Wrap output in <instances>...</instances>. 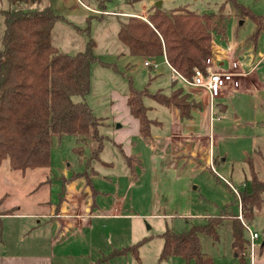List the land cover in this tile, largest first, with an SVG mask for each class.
<instances>
[{
    "label": "rangeland",
    "instance_id": "1",
    "mask_svg": "<svg viewBox=\"0 0 264 264\" xmlns=\"http://www.w3.org/2000/svg\"><path fill=\"white\" fill-rule=\"evenodd\" d=\"M158 3L165 10L186 7L199 13H226L224 35H227L231 48H237L236 59L232 60L243 59L244 50L248 51L246 45L250 49H255L256 54L261 52L264 55V30L255 39L253 36L257 30L256 23L242 10L244 7L260 17L264 26V0H47L51 9L64 18L56 22L51 33V41L62 52L84 50L90 38L94 41L92 51L96 58L89 66V87L84 99L94 116L105 118L104 120L111 124L98 127L99 133L105 135L99 157L113 163L111 168L98 165L100 172L93 177L92 201L96 205L95 212L99 208H103L100 212H108L113 204L118 208L121 206L122 214H126L127 217L126 241L128 240L129 244L135 241L136 237L157 235L141 248L140 255L144 264L155 263L156 244L163 242L159 235L166 228L180 232L205 224L208 219L210 220V215H217L220 212L233 214L234 217L223 218L216 224L215 235L205 232L198 234L200 251L212 257L215 262L218 260L220 264H224L221 255L231 249L234 221L243 228L247 237L249 233L247 234L245 225L258 233L260 239L255 247L261 245L259 243L261 240L264 246V195L259 200L261 208L256 210L255 206L250 219H247L241 207L242 192L251 189L252 170L259 179H264V87L254 95H237L232 100L216 99L215 115L220 116V119L212 122L213 141L210 137H195L183 142L188 144L187 148L185 146L176 148L169 139L175 122L173 109L178 111V115L179 109L169 108L148 95L143 96V103L149 107L148 115L156 118L159 124L151 125L152 140L140 136L130 138L132 142L129 145L134 147V154H139L146 160L157 154L162 159L164 167L171 171H176L179 167L176 157L192 155L199 168L195 170L194 176L187 173L185 167L183 175L189 183L188 189L184 192H168L166 189L156 191L151 186L150 171L145 169L143 174L140 167H136L135 175L131 176L129 170H126L124 155L113 141L115 138L125 139L122 128L130 127L126 120L130 114L124 100L129 88V79L137 90L146 89L151 94L158 91L169 93L172 76L169 68L163 64L162 58L131 55L127 47L118 41L116 33L119 21L127 15L126 13L146 12L142 15L146 17ZM8 8V0H0V48L5 28L2 11ZM215 38L216 35H213L212 52L208 55L214 58ZM144 59L158 62L160 71L155 73L145 68ZM252 61H255V57ZM262 61L260 71L264 72V58ZM174 82L172 91L175 93L172 96L182 89L179 83ZM185 93L189 95L188 99H191L190 94L182 89L173 101L180 103ZM73 99L81 100V97L73 96ZM221 102L227 108L223 112L218 109ZM193 113L192 120H186L182 130L188 131V135H195L197 132L207 135L209 131L204 120L203 105L197 107ZM123 122L126 123L124 127L121 125ZM76 145L72 135L61 139L53 137L50 165L28 169L25 172L10 169L7 159L2 161L0 250L25 252L24 249L28 245L43 243L56 254L61 250L76 252L74 245L59 249L62 243L67 244L71 241L73 237L70 234L73 231L66 234H60L57 229L54 231L51 225L54 226L55 222L50 214L51 204H57L62 195L64 170L69 169L71 172L79 168L83 171L89 163L91 166L97 165L95 160L84 158L90 156L92 142L85 146L84 157H79L80 154L74 149ZM175 150H178L179 154ZM207 159L208 165L205 164ZM146 165L149 166V162ZM72 175L73 172L69 177ZM216 175L228 184V187ZM89 176L91 178L92 174L89 173ZM135 177L141 181H136L132 186L130 184ZM138 249L140 250V247ZM247 251L251 254L249 246ZM94 254L95 248L92 250V255ZM55 260L60 263L58 257ZM88 261V257L74 255L63 263L87 264Z\"/></svg>",
    "mask_w": 264,
    "mask_h": 264
},
{
    "label": "trees",
    "instance_id": "2",
    "mask_svg": "<svg viewBox=\"0 0 264 264\" xmlns=\"http://www.w3.org/2000/svg\"><path fill=\"white\" fill-rule=\"evenodd\" d=\"M8 2L9 8L2 11L5 28L0 48V164L7 159L10 169L22 172L48 167L53 137L61 139L68 135L74 136L78 154L92 142L88 159L105 163L99 157L104 136L98 131L104 118L94 116L84 99L89 87V66L96 58L92 51L94 41L90 38L86 48L73 55L62 52L52 44L51 33L56 22L64 18L51 9L47 0ZM242 10L256 23L253 36L256 39L264 30L262 21L244 7ZM225 32L226 13H199L186 7L165 10L156 5L146 17L123 16L116 37L131 55L154 59L165 55L175 69L190 77L193 68L202 67L203 60L212 52V36H223ZM182 89L174 96L175 91L151 94L146 89H135L129 79L126 102L130 114L138 119L141 136L150 138L151 125L156 122L148 116L143 96L179 109L181 120L191 117L192 108L200 107V102L188 99L187 93L180 103L174 102ZM73 96L81 100H74ZM125 159L131 167L130 157ZM262 195L264 179H259L252 170L251 189L241 196L247 219L252 217L255 206L256 210L261 208ZM60 201L61 197L58 204ZM229 215L223 212L210 215L205 224L180 232L166 228L160 234L163 240L160 260L180 256L185 261L193 260L194 264H216L200 251L198 234L215 235L214 228L221 219L235 216ZM239 226L236 221L232 224L231 247L239 263L246 264L248 238ZM148 238L114 249L104 258L129 252L138 259V248Z\"/></svg>",
    "mask_w": 264,
    "mask_h": 264
},
{
    "label": "crops",
    "instance_id": "3",
    "mask_svg": "<svg viewBox=\"0 0 264 264\" xmlns=\"http://www.w3.org/2000/svg\"><path fill=\"white\" fill-rule=\"evenodd\" d=\"M126 14L127 15L128 14L139 15L143 17L142 15H145L146 12L126 13ZM215 40H216L215 41L216 43L214 46L216 47L215 48L216 56L218 58L236 59L235 54L237 52V48L235 49L231 48L232 45L230 41L227 39V35H224V36L216 35ZM246 48L248 49V51L244 50L242 54L243 59L239 61L240 67L246 72V74L240 77V86L238 90L232 93L231 95H228L225 97L221 96L216 99L221 98V99L232 100L237 95L239 96L240 95H248V96L254 95L256 92H258V90L264 87V72L260 71V67L263 64L262 59L264 58V55L261 52H258L256 54L255 49H253L252 47H251L252 49H250L249 47H247V45H246ZM253 57H255V61H252ZM159 68H160V65L156 71H153V70L152 71L155 73H158L160 71ZM171 76H172L171 78L172 83H171L170 92L173 90L174 84H175L173 80L172 72H171ZM176 83H179V82H176ZM179 84L181 86H184L183 90L190 94L191 96L190 98L194 99L195 101L200 102V105H203L204 112H205L204 120L206 123V128H208L209 132L207 135H204L199 132H197V134L195 135H188L189 134L188 131L182 130L183 123L186 120H192V118L190 117V118L181 120L179 118L178 111L176 109H173V114L175 116V122L173 126L174 129L172 130V133L170 134L169 139L173 142L172 144L176 148H182V146H185L187 148L188 144L183 143V142L187 141L188 139H194L195 137H199V138L200 137H207V138L210 137V139L212 138V141H213L214 138L212 135V128H211L212 122L214 120L220 119V116L210 121V99H209L208 93L201 87H195V86L188 87L187 85H183L182 83H179ZM169 93H165V94H169ZM126 99H127V93L124 98L125 102H126ZM216 99L214 100V104H215ZM214 104H213V112L215 114ZM222 104L224 103L221 102V104L218 105V109L220 112H223V111L220 110L219 106H225ZM126 105H127V102H126ZM226 109L227 108L225 106V110ZM194 110H197V108H192L191 115L194 114L193 113ZM127 111L129 112L128 105H127ZM130 116L126 117V120L128 121L127 123L130 124L129 128L124 127L126 123L124 122L121 123V125L124 127L122 129H124V132H125L124 136L126 138L125 139L123 138L113 139L114 143L117 144V146L119 147L124 157L125 158L126 156L130 157L131 167L128 166V163L126 161V170L127 169L129 170V173L131 176L135 175L136 167H140L141 168L140 170L143 174L145 173V169L146 171L149 170L151 173L150 175L151 186L152 188H155L156 191L158 192L161 190H165V189L169 190L168 192L170 191H175V192L183 191L184 192L186 189H188L189 180L185 178V176L183 175L186 171L185 167H187V173H190L192 175H194L195 170L199 168L198 167L199 165L194 160V158H192V155H188V156L183 155L181 157H176L177 158L176 162L179 167L176 171L175 170L171 171L168 168L164 167L161 161L162 159L157 154L150 156V158L147 160L144 159V157L140 156L139 154L138 155L134 154L135 153L134 147L132 145H129V143L132 142L130 138L137 137V136H140L142 138H145V137L140 135L138 119L132 116L131 114ZM150 118L156 121L152 125L159 124V121L156 118H152V117ZM102 123L103 124L101 125L111 126V124H108V122H106L105 120H103ZM122 126L119 125L120 128ZM145 139L152 140L151 137L145 138ZM175 151L177 153L178 150H175ZM191 153L193 154V152ZM81 156L84 157L83 153L80 154L79 157ZM84 158L88 159V157H84ZM95 161L97 165L91 166L88 160L87 164L88 163L89 164L86 165L85 167L86 169L83 171L79 170V168L78 170L71 171L73 172V175L75 172L81 173L78 176L72 175L71 177H69L71 172H69L70 171L69 169H65L63 176H62L63 177V184H62L63 193L61 196V201L59 204L54 203V204H51L50 206V214L53 216V220L55 222L54 226L51 225V227H53V230L56 231L57 229V231H59L60 234H66L68 231H73V233L70 234V236L73 237L71 241L67 244L62 243L59 246V249L74 245L76 252H67V251L61 250L59 251V253L56 254L54 250L52 252L51 249L47 248V246L43 243L31 244V245H28L26 249H24L25 252H23L22 250H17L14 252H7L4 250H0V264H64L63 261H67L68 258L74 255L81 256L84 258L88 257L89 261L87 264H144L142 256L140 255L141 248H143L146 244H148V242L151 241L153 237H157V235L156 236L154 234L150 235L149 238L141 244L140 250L138 249V259L135 255L129 252L119 254L116 256H112L107 259L104 258L105 256H108L114 249L132 245L136 243L137 241H140L144 237L143 236L141 238L136 237L135 238L136 242L133 241L131 242V244H129L130 242H128V240L126 241V218L127 217H126V214H122L121 206L118 208L116 207V204H113L108 212H100V210L103 208H99L98 211L95 212L96 210L94 209L96 205H95V202L92 201V194H93V189H94L93 177L96 176V174H99L100 172L98 165L106 167V168H111L113 166L112 162H108L105 160H102L105 163H101L97 160ZM180 161H181V164H180ZM147 162H149V166L146 165ZM79 163L82 164V161H80ZM205 164L207 165L209 164L208 159L206 160ZM89 173L92 174L91 178L89 176ZM136 181H141V180L139 179L136 180V177H135V180L134 181L132 180L130 185L133 186ZM225 185L227 186L228 184L225 183ZM1 203L2 201L0 200V204ZM231 241H232V238H231ZM162 244H163L162 241L160 244L158 245L156 244V250L154 253V259L156 258V260L154 264H194L193 260L185 261L180 256H171L165 260H160L159 254L162 248ZM261 246L262 244L260 246L257 245L254 248L253 254H247L246 259H245L246 264H264V246L262 247ZM94 248L96 249V254L92 255V250ZM45 249H48V250L45 251ZM56 257L59 258L60 263L56 262L55 260ZM221 258L224 264H240L237 257L233 254L232 247L229 251H226L224 254H222ZM215 263L220 264L218 260H216Z\"/></svg>",
    "mask_w": 264,
    "mask_h": 264
},
{
    "label": "built area",
    "instance_id": "4",
    "mask_svg": "<svg viewBox=\"0 0 264 264\" xmlns=\"http://www.w3.org/2000/svg\"><path fill=\"white\" fill-rule=\"evenodd\" d=\"M162 61L172 72L174 81L187 86L201 87L208 93L210 99V121L218 118L213 112L214 100L218 97H225L236 92L240 86V77L246 74L240 67L239 61L226 58L221 59L217 56L215 58L213 56H207L202 62V67L193 68V73L190 77L183 75L175 69L168 62L165 55L162 56ZM143 66L156 71L159 67V63L144 59ZM230 186L232 187L231 184ZM245 230L247 234L249 233V237H247L248 246L250 247L251 254H253L255 245L260 237L258 233L253 232L248 225H245ZM261 242L259 243L263 244V240H261Z\"/></svg>",
    "mask_w": 264,
    "mask_h": 264
},
{
    "label": "water",
    "instance_id": "5",
    "mask_svg": "<svg viewBox=\"0 0 264 264\" xmlns=\"http://www.w3.org/2000/svg\"><path fill=\"white\" fill-rule=\"evenodd\" d=\"M157 6L160 7V3H158ZM68 54L69 55H73V52L70 51ZM219 108H220L221 111H224L225 110V106H219Z\"/></svg>",
    "mask_w": 264,
    "mask_h": 264
}]
</instances>
